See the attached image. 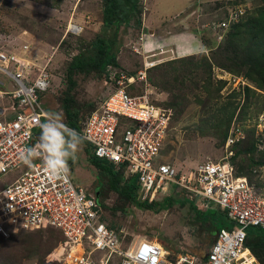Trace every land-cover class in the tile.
I'll use <instances>...</instances> for the list:
<instances>
[{
	"label": "rangeland",
	"instance_id": "1",
	"mask_svg": "<svg viewBox=\"0 0 264 264\" xmlns=\"http://www.w3.org/2000/svg\"><path fill=\"white\" fill-rule=\"evenodd\" d=\"M124 1L125 11L113 21L117 22L115 28L125 27L123 23H127L131 30H125L119 38L118 33L114 34V27L104 26V0L77 5L74 19L81 21L84 17L89 22L78 36L66 34V22L73 8L71 0H0V47L9 42L11 46L13 41L29 45V52L24 53L27 56H20L39 68L45 65L51 75V87L43 99L46 113L62 114L70 128L69 118L62 109L64 94L69 90L68 77L74 81L71 90L74 103L70 109L72 120L77 124L115 87L114 79L110 80L106 72L109 58L111 64L118 63L112 75L118 71L134 74L142 69L144 57L136 54L134 49L137 48L132 46L137 41V32L132 28L137 26L141 16L140 0ZM201 5L204 15L200 23H217L229 17L236 7L243 9V15L221 33L220 40L211 31L203 36L204 52L178 59L165 57L146 72L153 87V101L172 108L157 161L171 164L179 175L203 162H219L226 155L227 131L235 123L245 131L246 140L242 146L232 148L236 155L231 162L238 174L247 175L254 160L244 154L251 146L252 135L257 132L264 104V88L260 87L264 70L251 73L250 58L264 60L262 53L253 57L251 50L241 44L244 29L248 28L252 34L251 20L258 17L264 3L261 0H211ZM238 29L241 37L237 35ZM98 40L105 44L107 52L103 70L69 74L67 68L73 60L97 49ZM257 78L259 83L255 81ZM140 87L137 84L134 93H138ZM40 134L41 130L37 129L34 141H39ZM68 164L73 183L98 194L106 223L122 231L125 240L147 237L163 244L170 252L200 256L210 247L222 222L228 223L226 217L194 205L174 187L159 193L151 204L139 203L135 197L122 194L120 185L114 187L108 172L91 164L84 143L77 152V159L69 160ZM251 238L258 240L259 237L253 234ZM62 241L60 232L54 229L17 232L7 237L0 234V264H61L56 259ZM258 261L264 264V260Z\"/></svg>",
	"mask_w": 264,
	"mask_h": 264
},
{
	"label": "built area",
	"instance_id": "2",
	"mask_svg": "<svg viewBox=\"0 0 264 264\" xmlns=\"http://www.w3.org/2000/svg\"><path fill=\"white\" fill-rule=\"evenodd\" d=\"M89 1L95 0H71L67 35L84 31L89 22L84 17L74 19V14L78 4ZM242 15L243 9L236 7L229 17L201 28L220 40L221 33ZM8 46L10 42L0 47V73L13 85L11 91L0 90V99L12 101L10 107H0V234L57 230L64 239L58 258L61 264H260L246 240L250 229L264 232V104L253 136L256 158L262 160L249 176L238 175L231 163L232 147L246 140L245 131L235 123L228 130L226 155L219 162H203L179 175L171 164L157 161L172 110L153 101L146 72L163 58H144L142 69L134 75L123 71L112 75L115 68H107L115 87L79 122L77 131L90 155L122 170L126 180L136 178L139 203L151 204L159 193L174 187L194 205L222 214L228 221L214 233L204 254L170 252L147 237L125 240L122 231L110 228L98 194L75 185L69 171L54 179L41 159H34L31 166L22 162L20 154L38 142L35 132L47 119L43 99L51 87V75L45 65L39 68L17 54L28 51V45L22 44L21 51H16L15 41ZM137 84L141 89L134 93L131 87ZM10 111L13 118H3ZM75 248L80 252L72 253Z\"/></svg>",
	"mask_w": 264,
	"mask_h": 264
},
{
	"label": "crops",
	"instance_id": "3",
	"mask_svg": "<svg viewBox=\"0 0 264 264\" xmlns=\"http://www.w3.org/2000/svg\"><path fill=\"white\" fill-rule=\"evenodd\" d=\"M210 1L140 0L141 16L137 26L132 28V31L137 32V41L132 46L134 45L137 48L139 55L142 57L146 58L154 55L155 59L165 57L178 59L204 52L206 46L202 38L210 32L201 28L202 24L207 23H200V17L204 15L201 4ZM123 24L125 27L122 25L118 27L119 38L123 37L125 30H131L126 25L127 23ZM111 27H114L115 30L114 25ZM21 45L18 44L19 47L16 51L20 50ZM28 52L29 49L25 53ZM17 54L23 53L17 52ZM23 55L27 56L26 54ZM0 75L2 74L0 73ZM0 82L3 84L0 87L1 91L13 90L12 82L7 76H0ZM11 104L10 99H0L1 108H8ZM13 116L14 112L10 111L3 118L12 119Z\"/></svg>",
	"mask_w": 264,
	"mask_h": 264
},
{
	"label": "trees",
	"instance_id": "4",
	"mask_svg": "<svg viewBox=\"0 0 264 264\" xmlns=\"http://www.w3.org/2000/svg\"><path fill=\"white\" fill-rule=\"evenodd\" d=\"M104 1L106 3L105 9H104L105 10V12H104V20H105L104 26L106 28H110L114 24H117V22H114L115 21L114 17H116L117 15H120L121 13H123L125 11L126 3L124 0H104ZM261 1L264 3V0H261ZM250 25L252 26V34H250V30L248 28H245L243 31V43L241 45H243L247 49L251 50L253 57H255L257 55V53H262L263 55L261 58L264 60V8L260 9L258 17L252 19ZM234 29H237V27ZM236 32H237V35H239V37H241L240 29H238ZM117 33H118V28H115L114 34L116 35ZM232 44L236 47V45L233 42H232ZM96 46H97V49H95L94 51H91V52H87L86 56H83L81 58H76L75 60H73V62L68 66L67 72L69 74H71L73 72L103 70V68L105 67L104 66L105 64H103V61H105V58L107 56L105 44L102 41L98 40ZM250 59H251V62H250L251 73L253 72V74H256V73H260L264 70V61L263 62H262V60L257 61L253 58H250ZM109 60H110V58L106 61V70L109 66H111L113 68H118V66H117L118 63L116 60H115L116 66H115V64H111L112 62H110ZM128 74L134 75L135 73L134 74L128 73ZM255 81L257 83H259L260 79L257 78V79H255ZM68 84H69V88H68L69 90H67L64 94L62 109H63L65 115L69 118L70 126L73 129L78 131L80 121H78L76 124L75 120H72L73 115H72V112L70 109L71 105L74 103L72 93H71L72 87L74 85V81L70 77H68ZM260 87L264 88V82H262L260 84ZM132 90H133V86L131 87V91ZM160 106H162L166 109L172 110V108L166 107L165 105L164 106L160 105ZM244 142L242 141L232 148H235L238 146L240 147L243 145ZM87 152L90 155L88 148H87ZM235 155L236 154L234 153V156L231 158V160L235 157ZM244 155H247L248 157H251L254 160V163H253L254 166L250 167L248 173L251 172V169L253 167L259 166L261 164L260 159L256 158V160H255L256 154H255V148H254L253 135H252L251 146H250L249 150L247 151V153ZM242 156H243V154H242ZM90 162L94 167L99 168L101 170H105L106 172H108L114 180V183H113L114 187L117 188V186L120 185V192L122 194L128 195L130 198L135 197L136 182H137L136 178H131V179L126 180L124 178V173L122 172V170L116 171L113 165L108 164L107 162L102 161L100 159H97L91 155H90ZM238 175H245V174H238ZM245 176H249V174H247ZM144 204H148V203H144ZM207 211H212V210H207ZM213 212H215V211H213ZM215 214H218V213L215 212ZM220 215H222V214H220ZM226 225H227L226 222H222V225L219 226V229L222 228L223 226H226ZM110 228H112V227L110 226ZM48 229H50V228L41 229V230H48ZM259 232H261V233H259ZM14 233H17V232H11L9 235L14 234ZM253 234L257 235V237H259L258 240H252L251 235H253ZM246 245H247V248L249 249V251L257 258V260L258 259L260 261L264 260V232L258 231L256 229H250L248 231V238L246 240ZM63 246H64V239L59 245L60 252H61V249ZM60 252H59V254L57 253L58 257H57L56 261H58ZM55 253L56 252L54 251L53 255H55Z\"/></svg>",
	"mask_w": 264,
	"mask_h": 264
},
{
	"label": "clouds",
	"instance_id": "5",
	"mask_svg": "<svg viewBox=\"0 0 264 264\" xmlns=\"http://www.w3.org/2000/svg\"><path fill=\"white\" fill-rule=\"evenodd\" d=\"M46 116V121L41 125L39 141L26 148L20 158L29 166L34 159L39 158L51 178H61L69 171V160L77 159L84 137L64 123L62 114L50 112Z\"/></svg>",
	"mask_w": 264,
	"mask_h": 264
},
{
	"label": "bare ground",
	"instance_id": "6",
	"mask_svg": "<svg viewBox=\"0 0 264 264\" xmlns=\"http://www.w3.org/2000/svg\"><path fill=\"white\" fill-rule=\"evenodd\" d=\"M80 251L78 250V248H75V250L72 251V253H79ZM71 253V254H72Z\"/></svg>",
	"mask_w": 264,
	"mask_h": 264
}]
</instances>
